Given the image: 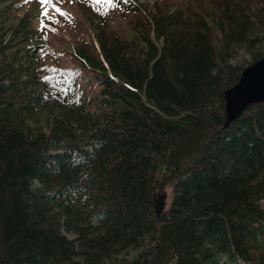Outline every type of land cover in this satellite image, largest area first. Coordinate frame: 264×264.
<instances>
[{
    "label": "trees",
    "instance_id": "obj_1",
    "mask_svg": "<svg viewBox=\"0 0 264 264\" xmlns=\"http://www.w3.org/2000/svg\"><path fill=\"white\" fill-rule=\"evenodd\" d=\"M261 1L132 6V40L79 3L98 53H75L67 91L29 14L0 28V264H264V102L224 128L235 50L264 57Z\"/></svg>",
    "mask_w": 264,
    "mask_h": 264
},
{
    "label": "rangeland",
    "instance_id": "obj_2",
    "mask_svg": "<svg viewBox=\"0 0 264 264\" xmlns=\"http://www.w3.org/2000/svg\"><path fill=\"white\" fill-rule=\"evenodd\" d=\"M35 6L29 1H24L23 7L18 6V9L8 15L4 12V4L0 3V28H6L8 26H13L17 24L18 20L24 16L27 11H32L33 17L31 21L32 28L38 30L41 28V33L44 36V41H47L53 50L52 58H47L49 61L47 64L51 71L49 72L53 79V85L55 87H62L65 91L67 90L65 80H56L57 78H64L65 76L60 74L63 70L75 71L76 67L79 66L75 53L83 50H91L98 53V43L96 41V29L94 24L98 22L97 19L103 18V23L106 25L108 32L116 33L122 38L132 40L137 36V30L135 25L137 24V15L133 14L129 10H113L109 13H105L106 6H100L99 12L94 13L97 19L93 17L92 13L88 12L87 8H82V5L75 10L77 19L72 21L67 15L57 16V9L53 10L51 6H44L47 0H34ZM72 1V0H71ZM81 4L84 0H75ZM137 5H141L143 10L151 11L154 8V3L157 0H133ZM161 2L160 6L165 3L166 5H174L185 9L188 6H195L196 3L203 5L207 8L209 2L207 0H159ZM251 10L254 11L255 8L262 2L261 0H251ZM86 7L89 5L84 4ZM74 12V10H73ZM90 14H88V13ZM94 12V11H93ZM92 14V15H91ZM88 17H87V16ZM91 19L92 22L89 21ZM96 20V21H95ZM44 24V25H43ZM49 24V27H45ZM43 25V26H42ZM22 42V39L17 41L18 44ZM96 48V49H95ZM264 49V45H263ZM52 52V51H51ZM59 53L57 56L56 53ZM251 61L249 53L244 48H237L231 60L233 64H249ZM70 77V76H69ZM172 187L164 186L157 190V200H163V207L167 209L172 201ZM64 233L69 238H74L75 235L72 233ZM141 249L129 248L119 257L112 259L110 264H130L134 261L140 254Z\"/></svg>",
    "mask_w": 264,
    "mask_h": 264
},
{
    "label": "water",
    "instance_id": "obj_3",
    "mask_svg": "<svg viewBox=\"0 0 264 264\" xmlns=\"http://www.w3.org/2000/svg\"><path fill=\"white\" fill-rule=\"evenodd\" d=\"M226 121L224 128L237 120L242 112L252 104L264 102V57L247 66L240 80L224 92ZM163 210V200H159L156 211Z\"/></svg>",
    "mask_w": 264,
    "mask_h": 264
}]
</instances>
